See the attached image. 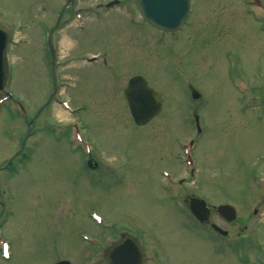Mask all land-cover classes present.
Masks as SVG:
<instances>
[{
    "label": "rangeland",
    "instance_id": "rangeland-1",
    "mask_svg": "<svg viewBox=\"0 0 264 264\" xmlns=\"http://www.w3.org/2000/svg\"><path fill=\"white\" fill-rule=\"evenodd\" d=\"M61 1L0 0V24L10 36L6 90L26 111L12 100L0 104V166L35 119L27 162L19 172H0L7 192L0 197L9 203L0 229L10 253L7 259L0 253V264H103V250L123 228L141 237L145 264H264V106L241 108L253 87L256 102L264 101V0L261 6L194 0L190 19L175 34L144 21L132 0L111 7H105L109 0H77L81 25L74 17L53 33L63 62L59 93L38 112L52 92L46 37ZM134 74L163 101L146 126L133 122L124 96ZM190 84L199 100L189 94ZM191 107L199 112V133L188 117ZM73 121L94 145L93 159L108 168V182L105 172L91 177L86 156L47 130L56 122L68 131ZM192 136L196 162L188 165L181 149ZM163 168L175 173L170 184ZM190 193L236 207L234 222L211 216L227 236L200 231L182 201ZM91 210L107 225H96ZM83 234L96 236L98 245Z\"/></svg>",
    "mask_w": 264,
    "mask_h": 264
},
{
    "label": "water",
    "instance_id": "water-1",
    "mask_svg": "<svg viewBox=\"0 0 264 264\" xmlns=\"http://www.w3.org/2000/svg\"><path fill=\"white\" fill-rule=\"evenodd\" d=\"M143 17L155 26L165 29H177L188 15L191 0H133ZM9 64L7 59V32L0 27V90L5 87L8 78ZM125 95L130 112L137 124H146L155 117L162 108L157 92L152 89L146 79L135 75L129 79ZM198 97V93H194ZM191 211L199 219H207L210 209L206 202L199 198L190 199ZM218 214L230 221L236 218L237 211L230 204L217 207ZM219 229V227H218ZM108 264H142L143 256L140 248L132 239L116 245L107 254ZM55 264H71L69 260H61Z\"/></svg>",
    "mask_w": 264,
    "mask_h": 264
},
{
    "label": "flooded vegetation",
    "instance_id": "flooded-vegetation-1",
    "mask_svg": "<svg viewBox=\"0 0 264 264\" xmlns=\"http://www.w3.org/2000/svg\"><path fill=\"white\" fill-rule=\"evenodd\" d=\"M63 7L64 6H62V8L60 9V11L58 12V14L56 16V21H55L54 25L52 26L54 28H60V26H64L67 23V21H69V20L72 19V16H73L72 15V12H73L74 8L70 9V6L69 5L67 7H65V8H63ZM103 62L105 64L106 60H104ZM59 84H58V86H59ZM31 133H32V131H31ZM25 143L26 142H23V145H20V147L16 151H14V153H13V155L11 157L12 158L11 159V163H10V165L8 167L12 170V173H14L15 171H19L20 168H21V167L20 168L15 167V164H23L21 162H22L24 156L27 157V151L25 149ZM93 161H95V160H93ZM98 163L92 164L93 165V168L91 170H94V171L104 170L105 171L107 169L104 166L101 167ZM93 177H95V176H93ZM191 195H194V194H191ZM189 196L190 195H187L185 197V199H187ZM1 204L4 205V206H6L5 203L3 201H1V199H0V205ZM212 212H213V210H212Z\"/></svg>",
    "mask_w": 264,
    "mask_h": 264
},
{
    "label": "bare ground",
    "instance_id": "bare-ground-1",
    "mask_svg": "<svg viewBox=\"0 0 264 264\" xmlns=\"http://www.w3.org/2000/svg\"><path fill=\"white\" fill-rule=\"evenodd\" d=\"M193 9H194V0H193L192 11H191V14H190V16L188 17V19H190L191 15H192V12H193ZM188 19H187V21H188ZM83 25H84V24H83ZM62 39H63V40H62V42H61V43H63V44H64V42L66 41V39H65V37H63ZM93 153H94V152H93ZM92 156H93V154H92Z\"/></svg>",
    "mask_w": 264,
    "mask_h": 264
}]
</instances>
